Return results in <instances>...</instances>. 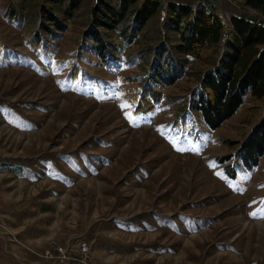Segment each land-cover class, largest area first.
<instances>
[{"label":"rangeland","instance_id":"rangeland-1","mask_svg":"<svg viewBox=\"0 0 264 264\" xmlns=\"http://www.w3.org/2000/svg\"><path fill=\"white\" fill-rule=\"evenodd\" d=\"M172 1H208L226 28L232 15L264 18L247 0ZM94 2L35 49L41 0H0V264H264V155L235 178L226 171L263 103L248 95L205 126L189 97L217 60L207 48L140 113L160 39L121 44L105 64L86 47Z\"/></svg>","mask_w":264,"mask_h":264},{"label":"trees","instance_id":"trees-1","mask_svg":"<svg viewBox=\"0 0 264 264\" xmlns=\"http://www.w3.org/2000/svg\"><path fill=\"white\" fill-rule=\"evenodd\" d=\"M81 3L82 0H41L34 14L38 27L33 32L32 48L46 47L49 39L57 37L58 31L65 29L64 20L71 19ZM246 3L264 16V0ZM5 11L15 21L25 19L14 5ZM161 12L159 25L148 34L146 26ZM230 23L226 28L208 1L95 0L85 40L91 52L111 64L118 60L121 44L131 45L146 36L160 39L149 55L152 64L148 80L136 106L140 113L152 110L154 103L161 100L162 90L186 74L191 58H202L207 48L216 50L215 64L200 75L199 85L190 94V110L205 126L216 129L242 109L248 95L263 103L260 120L233 154L234 164L226 168L228 175L235 178L237 167L250 168L264 155V18L232 15ZM114 32L120 43L106 38Z\"/></svg>","mask_w":264,"mask_h":264},{"label":"built area","instance_id":"built-area-1","mask_svg":"<svg viewBox=\"0 0 264 264\" xmlns=\"http://www.w3.org/2000/svg\"><path fill=\"white\" fill-rule=\"evenodd\" d=\"M58 249H61V248H58ZM79 249L81 250L82 254H87L90 251L91 246L89 242L84 240L79 243Z\"/></svg>","mask_w":264,"mask_h":264},{"label":"snow or ice","instance_id":"snow-or-ice-1","mask_svg":"<svg viewBox=\"0 0 264 264\" xmlns=\"http://www.w3.org/2000/svg\"><path fill=\"white\" fill-rule=\"evenodd\" d=\"M180 150H183V149H180ZM253 215H255V213H253Z\"/></svg>","mask_w":264,"mask_h":264}]
</instances>
